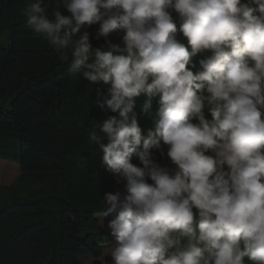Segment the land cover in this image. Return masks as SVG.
Instances as JSON below:
<instances>
[{"label": "clouds", "instance_id": "1", "mask_svg": "<svg viewBox=\"0 0 264 264\" xmlns=\"http://www.w3.org/2000/svg\"><path fill=\"white\" fill-rule=\"evenodd\" d=\"M49 7L30 0L27 26L109 86L98 106L115 115L88 138L122 185L102 197L112 264H264V0H59L51 19ZM97 24L108 51L81 31ZM142 94L149 114L159 97L146 134Z\"/></svg>", "mask_w": 264, "mask_h": 264}, {"label": "trees", "instance_id": "2", "mask_svg": "<svg viewBox=\"0 0 264 264\" xmlns=\"http://www.w3.org/2000/svg\"><path fill=\"white\" fill-rule=\"evenodd\" d=\"M29 2L0 0V160L20 171L0 186V264L96 261L112 243L96 219L103 214V194L122 187L100 165L99 146L88 138L91 121L115 115L98 106L109 86L72 73L70 51L58 52L32 32L22 15ZM97 28L81 31L90 33L94 48L110 50L103 37L93 38ZM108 39L123 47L115 33ZM177 39L186 44L179 32ZM210 54L194 57L193 71ZM145 98H137L134 108L142 134L152 126L159 99L152 98L149 114L141 109ZM152 151L157 162L174 167ZM131 162L139 165L135 156ZM0 172L4 181L13 176L7 168Z\"/></svg>", "mask_w": 264, "mask_h": 264}, {"label": "rangeland", "instance_id": "3", "mask_svg": "<svg viewBox=\"0 0 264 264\" xmlns=\"http://www.w3.org/2000/svg\"><path fill=\"white\" fill-rule=\"evenodd\" d=\"M46 3H48L50 5V7H49V18L51 19L52 18L51 12L53 11V9L55 7L58 6L59 0H46ZM3 168H7L13 174L12 178H10L7 181H4V175L2 174V172H0V186H8V185H10L19 176V174H20L19 167H18V165L14 164V163L0 160V170L3 169ZM102 217H103V214L102 215H97L96 216V219H97V221H98V223L100 225V228L104 232H106V233L109 234L110 233V230L106 226H104L102 224V222H101L102 221ZM108 219H111V217H109ZM113 246H114V240L112 239V243L109 244V245H106L104 247V254H103V256L99 260H96L95 261V260H93L91 258H88V259H85L83 261V264H94L95 262H99L101 264H106V260L107 259H110L111 260V257L108 255V250L111 247H113Z\"/></svg>", "mask_w": 264, "mask_h": 264}]
</instances>
